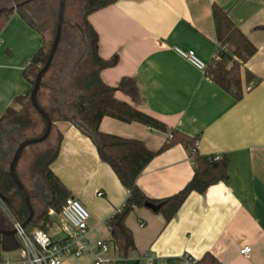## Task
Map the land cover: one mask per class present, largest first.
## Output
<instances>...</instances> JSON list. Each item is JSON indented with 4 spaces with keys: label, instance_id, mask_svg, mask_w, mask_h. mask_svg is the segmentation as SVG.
<instances>
[{
    "label": "crops",
    "instance_id": "crops-1",
    "mask_svg": "<svg viewBox=\"0 0 264 264\" xmlns=\"http://www.w3.org/2000/svg\"><path fill=\"white\" fill-rule=\"evenodd\" d=\"M6 1L21 0H0V5ZM212 4L225 10L256 48L241 70L250 71L258 82L249 90L242 84L240 99L174 51V47L192 50L203 62L211 61L217 47ZM45 6L49 11L42 24L39 12ZM53 7L51 0L29 2L22 9L30 22L12 11L0 30V116L14 97L30 88L23 70L44 44ZM87 18L98 35L99 56L118 57L115 66L100 71L102 81L116 86L122 77H129L136 84V98L120 91L115 96L168 128L197 137L199 154H219L228 161L225 178L203 193L191 192L168 222L148 207L134 208L125 224L135 248L120 258L112 248L106 219L121 206L127 191L99 158L87 134L69 120L54 122L60 139L49 168L69 196L88 210L89 240L110 245L103 255L111 260L106 264H136L147 251L154 253L151 264H199L205 253L220 264H264V30L259 28L264 25V0H115ZM99 129L138 139L152 151L168 136L139 122L109 116L102 117ZM6 154L2 148L0 166L5 165ZM192 167L188 147L176 143L151 158L136 184L149 198L161 199L190 180ZM49 213L53 224L60 225V216ZM245 246L251 247L248 255L239 253ZM62 264H93V260L68 256Z\"/></svg>",
    "mask_w": 264,
    "mask_h": 264
},
{
    "label": "trees",
    "instance_id": "trees-1",
    "mask_svg": "<svg viewBox=\"0 0 264 264\" xmlns=\"http://www.w3.org/2000/svg\"><path fill=\"white\" fill-rule=\"evenodd\" d=\"M114 1L82 0V7L79 9L78 16L80 20L75 21L74 27L86 47L87 64H85V67L88 66L89 68L86 67L88 71L81 72L79 75V85L76 88L79 90L78 93L69 94L64 88L62 90L60 88L55 89L54 96H56L52 99L48 108L44 107L37 97L40 88L37 91L36 98L38 104L45 111L51 113L52 123L58 120H69L90 137L97 149L99 158L110 166L119 182L126 189L127 195L123 203L106 219V225L111 236L110 242L112 246L117 248L118 256L123 258L135 248L132 232L125 224L127 215L134 208L146 207L145 203L147 202L158 205V209L154 212L161 214L164 221L168 222L191 192L203 193L213 182L225 178L228 161L225 156L219 154L216 158L217 154L201 155L197 150L191 152L197 137H189L176 129L168 128L158 119L119 100L115 96L116 91H120L132 99L136 98L138 90L132 78L122 77L116 86H110L102 81L100 71L115 66L118 57L113 55L105 59L99 56L97 52L98 35L87 17L92 12L108 6ZM0 6H3L2 3ZM10 13H0V30ZM212 17L217 47L213 58L207 63L205 74L218 87L230 93L234 98L240 99L243 94L242 84H245V86L252 84L253 86L258 82V79L250 71L241 70L242 64L254 54L256 48L228 17L226 11L216 4H212ZM64 24H66V21H64ZM259 28L264 30V25H260ZM54 29L55 21L52 22L49 29L52 37ZM51 41L52 39H49L46 45L43 44L37 49L23 70L22 75L30 84L29 90L24 95L14 97L11 104L5 108L0 116V150L2 148L7 150L5 165L0 166V196L21 222L27 218L28 210L21 193L15 189L13 179L6 172L8 162L19 140L11 136L2 139L3 130L1 129L7 121L11 123V126L13 125L12 128H15L17 133L32 129L36 126L33 122V116L37 115L41 120L40 133H42L45 122L31 108L28 94L33 84L34 74L46 59ZM48 70L42 75L41 83ZM15 105H19V108H16ZM104 116L123 122H139L150 128L167 132V139L158 150H149L138 139L100 131L99 124ZM17 133L15 134L17 135ZM59 139L58 136L53 150L45 151L33 160V171L44 183L50 196L44 204V209L36 213V206L30 195L34 216L33 222L25 226L28 231L40 228L47 232L48 228L54 223L53 217L49 213L50 210L59 215L61 204L69 196L66 187L49 168V164L57 156ZM176 143L183 144L189 149V156L193 165L192 177L179 191L169 196L161 199L149 198L137 186L136 178L156 153ZM18 178L22 182L19 175ZM26 191L29 193L27 189ZM3 225L5 228H10L5 219ZM198 263L220 264L210 253H205L198 260Z\"/></svg>",
    "mask_w": 264,
    "mask_h": 264
},
{
    "label": "rangeland",
    "instance_id": "rangeland-1",
    "mask_svg": "<svg viewBox=\"0 0 264 264\" xmlns=\"http://www.w3.org/2000/svg\"><path fill=\"white\" fill-rule=\"evenodd\" d=\"M51 1L54 3L57 2V0ZM81 2L82 0L66 1L64 16L66 24L63 26L62 36L58 44L52 65L42 79L37 96L40 103L46 108L49 107L52 99L56 96H54L55 89L60 88L62 90L64 88L69 94L78 93L79 90L76 88L79 85V75L81 72H87V68H89L88 66H86L87 68L85 67V64H87L86 47L78 31L74 27L75 21L80 20L78 16L80 12L79 9L82 7ZM10 5H12V2L6 1L3 3V6ZM56 5L57 3L54 4L52 10L53 12L51 13V25L55 20ZM48 11V6H45L41 9V12H39V17H41L43 20L42 24L46 21V14ZM49 39H52V36L48 32L44 40V45L47 44ZM15 107L19 108V105H15ZM33 122H35L36 125L34 128L17 133L15 132L16 129L12 128L13 125L11 126V123L7 121L4 123L3 128L1 129L3 130L1 134L2 139H7L8 136H11L12 138L21 141L22 139L39 135L41 131L40 117L34 115ZM15 133H17V135ZM57 139L58 133L54 126H52L51 133L45 141L33 144L31 146H26L24 148L16 165V173L19 175L25 188L31 195V199L34 201L36 206V213H39L42 209H44V204L47 200H49L50 195L44 183L33 171V160L37 155L51 149L53 150ZM60 233H62V230L59 222L58 224H53L48 232L50 236ZM3 256H10L13 259L18 257L16 251L6 254L4 253Z\"/></svg>",
    "mask_w": 264,
    "mask_h": 264
},
{
    "label": "built area",
    "instance_id": "built-area-1",
    "mask_svg": "<svg viewBox=\"0 0 264 264\" xmlns=\"http://www.w3.org/2000/svg\"><path fill=\"white\" fill-rule=\"evenodd\" d=\"M174 51L182 58L200 71L205 72L207 63L199 59L192 50H182L174 47ZM28 62L26 63V66ZM252 84L245 86L249 90ZM197 150V141L193 143L191 152ZM219 155H216V158ZM97 195H101L98 192ZM0 211L11 229H14L18 241L17 258L3 256L5 253L0 248V264H62L68 256L91 257L93 264L110 263V258L103 256L108 252L110 245L103 240L92 242L88 234V210L74 197L68 196L60 207V227L62 235L50 236L40 228L28 231L22 226V222L17 219L9 208L6 201L0 196ZM117 251V248L112 246ZM251 247L245 246L239 253L248 255ZM154 258L152 251H147L140 257L136 264H151Z\"/></svg>",
    "mask_w": 264,
    "mask_h": 264
},
{
    "label": "water",
    "instance_id": "water-1",
    "mask_svg": "<svg viewBox=\"0 0 264 264\" xmlns=\"http://www.w3.org/2000/svg\"><path fill=\"white\" fill-rule=\"evenodd\" d=\"M35 0H21L17 3H14L10 6H1L0 7V13H10L12 11H17L20 13L26 21L30 22V18L28 14L22 9L23 6L29 2H33ZM66 1L67 0H57L56 5V15H55V29L54 34L52 37L51 44L49 46L46 59L43 63V65L36 71L33 77V84L28 94V100L31 108L34 112L39 114L42 119L44 120V128L42 133H40L37 136H33L31 138L22 139L21 141H18L13 154L8 162V167L6 172L9 174V176L13 179L15 183V189L18 190L22 197L24 204L28 210L27 218L22 222V226L25 227L28 223L33 222V216H34V209L30 203V193H28L18 178V175L16 173V164L20 157V154L22 150L26 146H31L36 143H40L45 141L52 130V119H51V113L48 111H45L37 101V91L41 86V78L42 75L51 67L58 44L60 42L61 36H62V30L64 26V16H65V7H66ZM145 206L150 208L152 211H156L158 209V205H155L153 203H145ZM4 217L3 214L0 211V248L4 252H12L15 251L18 248V241L15 236L14 229L11 228H5L4 225Z\"/></svg>",
    "mask_w": 264,
    "mask_h": 264
},
{
    "label": "flooded vegetation",
    "instance_id": "flooded-vegetation-1",
    "mask_svg": "<svg viewBox=\"0 0 264 264\" xmlns=\"http://www.w3.org/2000/svg\"><path fill=\"white\" fill-rule=\"evenodd\" d=\"M38 10V9H37Z\"/></svg>",
    "mask_w": 264,
    "mask_h": 264
}]
</instances>
